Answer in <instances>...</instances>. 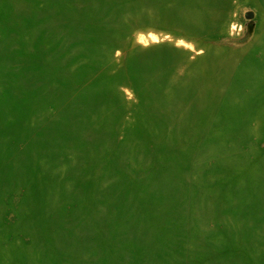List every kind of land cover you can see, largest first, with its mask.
<instances>
[{
	"label": "rangeland",
	"instance_id": "1",
	"mask_svg": "<svg viewBox=\"0 0 264 264\" xmlns=\"http://www.w3.org/2000/svg\"><path fill=\"white\" fill-rule=\"evenodd\" d=\"M0 264H264V0H0Z\"/></svg>",
	"mask_w": 264,
	"mask_h": 264
},
{
	"label": "water",
	"instance_id": "2",
	"mask_svg": "<svg viewBox=\"0 0 264 264\" xmlns=\"http://www.w3.org/2000/svg\"><path fill=\"white\" fill-rule=\"evenodd\" d=\"M245 18L248 20H251L253 18V14L252 13H246Z\"/></svg>",
	"mask_w": 264,
	"mask_h": 264
}]
</instances>
